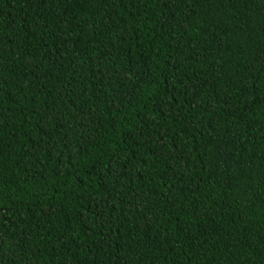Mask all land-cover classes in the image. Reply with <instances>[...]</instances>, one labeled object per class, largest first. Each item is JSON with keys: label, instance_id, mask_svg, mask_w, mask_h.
Segmentation results:
<instances>
[{"label": "trees", "instance_id": "16d2710c", "mask_svg": "<svg viewBox=\"0 0 264 264\" xmlns=\"http://www.w3.org/2000/svg\"><path fill=\"white\" fill-rule=\"evenodd\" d=\"M0 264H264V0H0Z\"/></svg>", "mask_w": 264, "mask_h": 264}]
</instances>
